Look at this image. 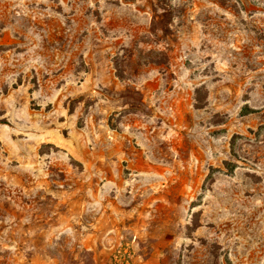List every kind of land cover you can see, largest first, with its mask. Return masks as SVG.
Listing matches in <instances>:
<instances>
[{
  "label": "rangeland",
  "instance_id": "374dc122",
  "mask_svg": "<svg viewBox=\"0 0 264 264\" xmlns=\"http://www.w3.org/2000/svg\"><path fill=\"white\" fill-rule=\"evenodd\" d=\"M144 228L161 264H264V0H0V264Z\"/></svg>",
  "mask_w": 264,
  "mask_h": 264
},
{
  "label": "crops",
  "instance_id": "0c3cea01",
  "mask_svg": "<svg viewBox=\"0 0 264 264\" xmlns=\"http://www.w3.org/2000/svg\"><path fill=\"white\" fill-rule=\"evenodd\" d=\"M155 185H157V184H155ZM162 187L165 188V185H163ZM155 188H156V186H155ZM140 208H141L140 205H134L131 208H127V209L124 208L123 211H124V213L126 211L127 212L133 211L135 213V216L138 214L137 215L138 217H142L143 216V209H140ZM104 214L107 216V218H110L111 220L113 219L112 216H114V215H112L113 213L111 211H105ZM142 229H139L133 238V240L134 239L136 240L135 251L137 250V253H138L136 258L133 261V264H161V258H160L161 256H159L156 253H158V251L163 250L162 248L159 249V247H155L153 250L154 252L151 253L150 257H148L147 254L145 256L140 254V252L143 251L142 244H141L142 239L155 237L153 235H157V233L152 235V233L145 228H144L145 230H142ZM93 264H99V262H97V263L94 262Z\"/></svg>",
  "mask_w": 264,
  "mask_h": 264
},
{
  "label": "built area",
  "instance_id": "2783aa9c",
  "mask_svg": "<svg viewBox=\"0 0 264 264\" xmlns=\"http://www.w3.org/2000/svg\"><path fill=\"white\" fill-rule=\"evenodd\" d=\"M135 244V239L124 243L114 252L110 264H133L136 255Z\"/></svg>",
  "mask_w": 264,
  "mask_h": 264
}]
</instances>
